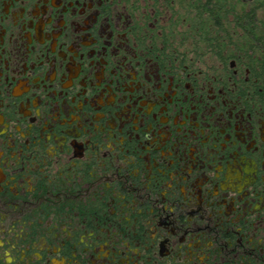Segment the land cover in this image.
Returning <instances> with one entry per match:
<instances>
[{
  "label": "flooded vegetation",
  "instance_id": "flooded-vegetation-1",
  "mask_svg": "<svg viewBox=\"0 0 264 264\" xmlns=\"http://www.w3.org/2000/svg\"><path fill=\"white\" fill-rule=\"evenodd\" d=\"M194 1L0 0V264H264V0Z\"/></svg>",
  "mask_w": 264,
  "mask_h": 264
},
{
  "label": "trees",
  "instance_id": "trees-1",
  "mask_svg": "<svg viewBox=\"0 0 264 264\" xmlns=\"http://www.w3.org/2000/svg\"><path fill=\"white\" fill-rule=\"evenodd\" d=\"M197 1V2H196ZM220 3H222V6L225 7L226 5V1L225 0H207L205 3L202 2V0H195L194 1V8L196 9H206L207 10V17H211V18H218L220 15V10L222 7H220ZM197 5V6H196ZM199 15H202V13H199ZM211 30L214 31H210L209 33H206L207 35L209 34H220L221 32L223 33H228L231 34V32H235V28L233 26L231 27H223V26H217L214 28H211Z\"/></svg>",
  "mask_w": 264,
  "mask_h": 264
}]
</instances>
